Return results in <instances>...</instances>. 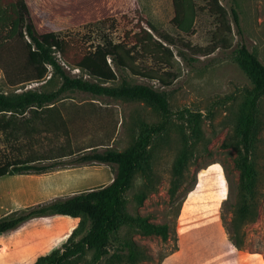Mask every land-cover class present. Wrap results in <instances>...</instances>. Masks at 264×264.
Segmentation results:
<instances>
[{
    "label": "rangeland",
    "instance_id": "rangeland-1",
    "mask_svg": "<svg viewBox=\"0 0 264 264\" xmlns=\"http://www.w3.org/2000/svg\"><path fill=\"white\" fill-rule=\"evenodd\" d=\"M22 1L36 35L54 48L72 74L78 73L73 62L102 42L99 27L85 26L96 23L112 36L110 45L98 54L102 68L114 71L115 58L128 82L164 91L174 113L167 130L150 146L148 168L135 173L126 193L127 213L167 225V239L125 227L101 260L94 261V252L86 251L66 264H130L121 250L122 241H130L140 252L133 264H264V96L257 106L251 153L257 175L253 199L257 215L242 226L232 222L243 197L237 128L246 112L245 90L253 85L234 59L238 38L228 12L229 6L238 10L244 42L264 64V0ZM28 43L23 29H13L0 18L1 92L56 90L58 81L47 82L49 74L40 83L29 80L33 73L26 60ZM175 49L196 60L183 64ZM184 109L201 114L197 137L187 125L186 114H178ZM159 120L160 112L140 101L80 92L67 93L22 116L0 114V166L61 164L49 174L0 177V220L86 191L69 188L75 185L76 177L70 173L74 169L82 170L86 177L99 174L101 181H106L101 186L108 185L115 166L96 162L78 165L73 163L75 158L108 149L122 152L133 144L142 124ZM183 152L190 153L188 166L171 198L172 167ZM64 180L67 187H63ZM139 193L146 196L141 205L136 202ZM64 218L71 219L36 218L0 234V264H34L38 257L59 249L73 231ZM75 220L78 225L80 218ZM88 227L86 222L74 241L85 235ZM51 234L59 236L55 246L45 244L44 238ZM230 237L241 244V250ZM113 254L121 258L111 257Z\"/></svg>",
    "mask_w": 264,
    "mask_h": 264
},
{
    "label": "trees",
    "instance_id": "trees-1",
    "mask_svg": "<svg viewBox=\"0 0 264 264\" xmlns=\"http://www.w3.org/2000/svg\"><path fill=\"white\" fill-rule=\"evenodd\" d=\"M228 12L235 35L238 38L234 50V59L253 85L251 90H245L248 97L246 112L237 128L242 147L238 166L243 197L239 208L234 212L232 222L237 226H242L254 221L257 215L253 204L257 175L251 160V153L256 129L257 106L264 96V64L247 48L244 42V31L238 10L234 6H229ZM0 18H4L13 29H23L29 40V43L26 44V60L33 73L29 80L40 83L49 74L47 82L58 81L56 90L51 92L40 91L36 88L12 94L0 91V114L10 113L11 115L22 116L32 109L41 110L71 92L85 93L97 98L140 101L160 112L158 122L140 126L137 138L126 150L116 152L108 149L102 153L92 152L75 158L73 163L78 165L96 162L115 166L111 183L19 210L15 215H9L0 220V234L13 231L36 218L51 216L80 218L77 227L73 229L65 243L59 249L38 257L34 264H66L71 259L83 255L86 251H93L94 261H99L108 254L111 241L116 239L118 233L125 227L136 230L144 236L158 235L166 240L168 237L167 225H157L151 223L147 217L132 216L127 213L126 193L131 188L135 173L148 168L149 149L153 140L164 133L171 123L174 113L168 107L167 94L147 84L128 82L123 69L118 66L115 58L112 59L114 71L103 69L98 61V54L110 45L112 36L96 23L85 26L99 27V38L102 42L92 46L73 62L72 66L78 73L72 74L60 62L54 48L44 44L36 35L28 17L27 7L22 0H18L16 5L9 4L6 0H0ZM175 54L185 65H191L196 60L182 49H175ZM178 114L182 116L186 114L187 125L192 135L197 137L199 133L198 119L201 114L193 113L188 109H184ZM189 154L181 153L172 167L171 198L176 196L188 166ZM60 166L61 164L57 162L48 165L16 163L8 168L0 166V177L6 175H39L58 170ZM145 198L144 193L137 194V204L141 205ZM86 222L89 223V227L85 235L74 241V237L84 231ZM230 240L238 250H241L242 246L239 242L231 237ZM120 244L121 250L123 249L126 253L127 261L130 264L135 263L140 252L134 244L130 241H122ZM176 251L175 249L173 252ZM111 257L117 260L121 258L120 255L115 254Z\"/></svg>",
    "mask_w": 264,
    "mask_h": 264
},
{
    "label": "crops",
    "instance_id": "crops-1",
    "mask_svg": "<svg viewBox=\"0 0 264 264\" xmlns=\"http://www.w3.org/2000/svg\"><path fill=\"white\" fill-rule=\"evenodd\" d=\"M50 173H53V172H50ZM70 173H72L73 175H75L76 179H75V185H70L69 188H76V189L77 188H86L87 190H90V189H93L94 187H97V186L98 187L99 186L101 187V185H103V184L106 183V181H101L99 174H96V175H93V176H87L86 177V173L85 172H83L82 170H77V169L71 170ZM47 174H49V173H47ZM62 184L64 185L63 187H67V181L64 180ZM47 218H49V217H47ZM64 219H65V225H67V227H70V230H73V228L76 227L77 222H76L75 218H71V219L64 218ZM58 237L59 236H57V235L51 234L47 238H44L45 244L46 245H50V243L51 244L54 243V246H55V243L57 241L56 238H58Z\"/></svg>",
    "mask_w": 264,
    "mask_h": 264
},
{
    "label": "water",
    "instance_id": "water-1",
    "mask_svg": "<svg viewBox=\"0 0 264 264\" xmlns=\"http://www.w3.org/2000/svg\"><path fill=\"white\" fill-rule=\"evenodd\" d=\"M208 166H209V165H208ZM208 166L205 167L204 170H206V169L208 168ZM199 172H200V171H198V173H197V178H196L197 180L195 181V188H196V186L198 185V174H199Z\"/></svg>",
    "mask_w": 264,
    "mask_h": 264
}]
</instances>
